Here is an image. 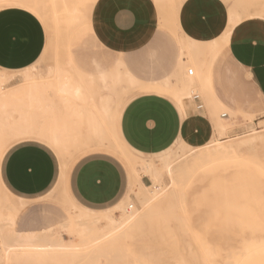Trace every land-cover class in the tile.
Masks as SVG:
<instances>
[{
  "label": "bare ground",
  "instance_id": "bare-ground-1",
  "mask_svg": "<svg viewBox=\"0 0 264 264\" xmlns=\"http://www.w3.org/2000/svg\"><path fill=\"white\" fill-rule=\"evenodd\" d=\"M8 6L22 7L29 10L48 27L52 22L51 20H53L48 14L44 0H0V9ZM220 16V13H217V17ZM78 17L80 18V16ZM241 18L239 12L230 8L226 13V22H218L211 36L207 38L194 34L189 39L186 45L189 53L188 63L193 64L199 77L194 75L196 73L194 68L188 67L187 75L180 77L178 74L179 78H176V83L152 85L153 89H174L184 111L191 119L192 125L187 127L186 139L181 142V137H179L174 143V146L179 145L182 150L190 148L193 144L194 141L189 140V136L195 125L205 121L198 113L188 114V110L193 103L194 94V89L189 91V88L199 83L202 85L201 88L206 96L208 108L212 113L211 119H207V121H211L210 123L213 125L205 126L206 142L194 156L197 157L196 159H200L198 161L199 167H204L210 158H215L218 161L224 159L225 161V158L239 156L238 154L245 150H248V152L254 150L253 154L256 155V147L261 144L264 146V133L232 139L229 135V121L224 116L228 113L224 111L219 113V110L226 109L230 114L235 113V111L224 106L215 96L210 86L211 65L221 51L227 48L230 49L229 46L233 38L264 40V26H260L256 30H252L250 27L242 28ZM84 19L86 18L84 17ZM205 45L206 48H204ZM67 65L68 70L52 68L50 72L54 74V76L52 75L54 80H50L47 75L35 76L33 71L37 69V66L33 64L30 67L18 70L23 71V81H20L21 83L16 82L6 89L3 86L8 80L9 74L7 73L10 70L0 68V153L10 141L20 136L37 135L44 137L52 142L61 154L62 171L65 177L68 164L65 156L77 155L82 157L96 150L108 151L120 158L129 168L131 173L129 193L116 206L104 210L106 211L105 217L109 222L106 230L96 225L97 218L91 217L90 213L97 210L81 207L67 198L70 203V218L56 226L64 228V231L58 235L53 232V228L42 231H17L15 219L20 207L11 200L3 201L0 198V264H76L80 261L83 262L86 258L96 260L102 254L109 260L110 257L118 258V252L125 244V240L133 232L140 229L144 220L148 221L153 218L155 220L157 216L162 215V219L168 223L173 217L179 220H184L186 217L182 212L188 211L186 207L188 199L186 197L187 193L182 191V187L186 183L188 184L193 177V171L195 170V162L192 157L194 149L190 152L191 154H188V156L192 155V158L187 157L178 160V153H173L168 149L165 152L155 154L154 157L141 158L142 161L139 164L134 162L112 130L96 124L95 120H89L85 126V123L81 124L80 117H74V113L81 112L80 109L83 106L90 105L99 118L109 117L110 113L107 110V105L100 106L97 99L104 95H111L108 93L110 90H117L119 88L117 83L122 80L123 76L131 84H134L135 78L127 70L117 68L115 73L111 74L112 87L109 83L108 71L91 75L78 70L72 60H69ZM190 70H192V74H190ZM197 78H200L199 83ZM97 80L98 82H96ZM145 83L142 84L145 86L147 84ZM111 96L113 97V95ZM54 97L60 98L61 101H55ZM81 97L82 99L87 97L91 102H88L89 104L85 101L82 102ZM127 97L120 101L115 99L116 106L121 105ZM15 114H18V116H15ZM246 115L254 116L258 114ZM118 141L125 150L117 144ZM252 156L245 158V161H242L240 168H238L241 172L239 170L237 172L241 173L244 178H248L255 172H258L261 176L264 175L263 161L257 156ZM227 167H230V165ZM141 171L150 177L152 184H146L143 181ZM181 171H183L182 174H180ZM259 175L256 176L260 177ZM249 189L256 190L249 191ZM262 189L263 186L259 182L248 183L245 184L242 194L250 196L251 192L257 193ZM132 193L138 199L140 207L134 208V204L130 203ZM262 201L264 203V199ZM251 205H254L255 208L254 203ZM77 207L79 211H76ZM176 209L182 212L179 214ZM117 212L121 213L117 215ZM244 213L242 215L246 216V212ZM250 218L252 219V216ZM244 219L246 218L244 217ZM65 231L68 233L64 234ZM68 234L77 236L79 239L70 241L66 238ZM262 239L264 240V236ZM254 244V247L247 246V248L258 250L257 239L254 240ZM261 247L263 246L261 245ZM109 260H106V262ZM92 264H96V261H93Z\"/></svg>",
  "mask_w": 264,
  "mask_h": 264
},
{
  "label": "crops",
  "instance_id": "crops-1",
  "mask_svg": "<svg viewBox=\"0 0 264 264\" xmlns=\"http://www.w3.org/2000/svg\"><path fill=\"white\" fill-rule=\"evenodd\" d=\"M66 2L73 7L86 9V24L101 45L115 52L127 53L130 57L146 51L157 39L159 22L156 5L161 15L160 25L167 26L168 19L164 13L167 5L175 27L180 33L177 38L180 57L172 72L175 78H179L178 74L180 77L185 75V66L188 64L186 45L189 39L194 34L211 36L217 23L222 21L217 17V13L222 10L217 6L220 3L218 0H66ZM45 46V27L32 12L16 6L0 9V68L22 70L30 67L42 56ZM229 48L215 57L210 69V86L218 100L236 112L235 97L228 93L221 94L213 87L214 81L221 83L223 79L231 78L223 54L229 63L247 72L257 93L264 97V40L235 37ZM154 60L156 63L148 72L145 71L147 73L145 76L132 68L134 65H128L123 60H119L113 70L107 69L98 61L95 62L94 70H82L72 60L78 70L87 74L97 75L108 71L111 78V74L115 73L117 68H121L135 78L134 84L128 81L129 100L118 107L111 95L97 99L100 106L107 105L109 117L99 118L95 110L92 112L87 110L86 113H82L81 118L87 121L84 125H87L89 120H95L96 124L112 130L127 151L141 156H155L170 149L176 139L182 136L185 125L182 118L183 105L177 98L168 95L170 89L152 88L154 84H173L170 78H166L170 67L173 68V56L161 53ZM245 101L249 105L253 103L249 95L245 96ZM200 103V99L193 98L188 114L198 113L205 116L206 113L202 112ZM263 112L264 104L259 103L258 110L248 111L246 114ZM49 149L55 153L57 159ZM112 155L114 156L111 152L103 150L84 155L86 157L84 163L71 170L67 178L64 197L77 205L97 211L110 209L120 203L129 193L131 173L120 158L117 160L116 155L114 157ZM61 159L56 152V146L37 135L15 138L1 151L0 188L16 196L15 201H11L20 207L15 219L17 231L45 230L63 222L64 215L61 210L45 199L58 182L65 180ZM0 198L3 201L9 200L1 196Z\"/></svg>",
  "mask_w": 264,
  "mask_h": 264
},
{
  "label": "rangeland",
  "instance_id": "rangeland-1",
  "mask_svg": "<svg viewBox=\"0 0 264 264\" xmlns=\"http://www.w3.org/2000/svg\"><path fill=\"white\" fill-rule=\"evenodd\" d=\"M218 1H220V3H218L217 6L222 8L220 12L221 23L226 22V13L232 8V10H236L241 14L242 28L250 27L252 30H256L260 26H264V0ZM44 2L48 9V14L53 20H51L52 22L49 24V27L40 20L46 31V46L42 57L36 62L37 69L33 71L35 76L38 77L41 74L43 76L47 75L50 80H54L52 78L54 74L51 73L50 70H52V68L68 70L67 63L69 60H73L74 64L82 70H94L96 61L101 62L107 69L113 70L118 61L123 60L128 65H134L132 68L137 70L140 75L145 76L147 74L145 71L148 72L149 68L156 63L154 59H156V57L158 58V54L162 53L171 54L173 56V68L170 67L166 78L168 77L173 83H176L177 80L172 76V72L176 68L180 57L177 46V38L180 33L175 27L172 15L170 14V8H168L167 5L166 11L164 9V13H166L168 19L167 26L160 25L161 15L156 5L159 35L146 51L139 55L136 54L134 57H130L127 53L115 52L104 47L95 39L86 24V9L73 7L69 5L66 0H44ZM78 16H80V18ZM84 17L86 19H84ZM206 47L205 45L204 48ZM183 56L184 55H182V57ZM187 56L189 57V53ZM223 58L229 66L231 78H225L221 83L214 81L213 87L221 94L228 93L236 99L235 106L237 111L235 113L230 114L226 109L219 110V113L223 111L228 113L225 117L229 121V135L232 139H239L253 134L264 133V112L254 116L246 115L248 111L255 112L258 110V104H264V97L257 93L246 71L240 70L229 63L224 54ZM188 67L194 68L196 72L194 75L197 76L198 71H196V68L191 63L186 64L185 75H187ZM7 74H9V77L3 86L5 89L16 82L21 83L23 81V71L10 70ZM197 77H199V75ZM197 79L199 83L200 78ZM109 81L113 87V80L109 78ZM96 82H98V80ZM129 85L128 80L123 78L117 83L119 88L117 90H110L108 93L113 95L114 99L118 101L123 100L128 96L130 91ZM201 87L202 85H200V83L198 85L195 84L189 88V91L190 89H194V93L200 96L202 112H205L206 115L200 114L199 116L205 121L196 124L194 130L191 131L189 140L194 142L190 148L182 150L179 145H173V148L171 147L169 149L173 153H178V160L193 157L195 162L193 177L189 180L188 184L186 183L185 186L182 187V191L187 193L186 197L188 200L186 207L188 211L184 213L176 209L177 213L180 214L182 212V214H185V219L179 220L173 217L167 223L162 219L163 216L160 215L155 218L156 222L154 218H149L152 222L150 220H144L140 229L133 232V234L125 240V244H123L118 252V258L110 257L111 259L109 260V258L106 259V256L102 254L96 260H90L88 258L90 263L86 258L83 262L80 261L76 264H84L86 262V264H92L93 261H96V264H112V259L119 260L113 261V264H264V240L262 239L264 236V203H262L264 199V175L261 176L258 172H255L248 178H244L243 175L239 173L241 171L238 169L241 166V162L245 161V158L247 159L252 156L254 150H249V152L245 150L239 153V156L233 158L229 157L231 159L225 158V161L224 159H219L218 161L215 158H210L204 167H199L198 161L200 159L194 157L195 154L199 152L200 147L206 142L207 135L205 126L213 125L210 123L211 121H207V119H211L212 113L208 108L206 96ZM169 92L168 95L170 97L174 96L179 100L174 89H170ZM246 95H249L253 100L251 105L246 103ZM54 99L55 101H61L58 97H54ZM172 99L175 102V99ZM80 100L87 103L91 102L87 97L83 99L81 97ZM127 100H129V97L124 101ZM88 106H83L80 109L81 112H75L74 117L77 116L81 118L82 113H86L87 110L92 112V107H90V105ZM15 116H17V114H15ZM182 118L185 125L181 136V142L186 139L188 125H192L191 119L188 118L185 111ZM86 122L87 121L82 120L81 124H86ZM117 144L121 146V149L123 148V150H125L119 141ZM49 150L52 152L55 159H57L55 153L51 149ZM192 150L194 155L188 156V154H191L190 152H192ZM56 152L61 156L57 149ZM128 153L130 158L138 164L143 158L154 157L153 155L141 156L129 151ZM255 154L256 155L253 154V156H257L264 163V146H262V144L256 147ZM241 155L243 157L245 156L244 159ZM85 158L84 156L80 158L77 155L65 156V160L68 163L65 171V180L64 182H58L51 189L50 194L45 197L47 201H50V204L61 210L64 215L63 222L70 218V203L68 199L64 197L63 192L67 189V178L71 170L78 164L84 163ZM115 158L119 160L118 157L115 156ZM229 165L230 167H227ZM238 170L239 172H237ZM141 172L143 175H146L145 172ZM182 173L183 171L180 172V174ZM143 180L146 184H152L148 175L143 176ZM255 182H259L263 186L261 191L257 193L251 192L250 196L242 194L243 189H245V184ZM2 189L0 188L1 197H5L6 200L15 201L16 196L14 194L9 193L7 190L3 191ZM252 190L255 191L256 189H249V191ZM63 197L65 199L64 202ZM131 197L130 203L134 204V208L140 207V203L134 193L131 194ZM253 203L255 204V208L253 207L254 205H251ZM259 204L261 205L258 206ZM76 211H79L78 207ZM244 212H246V216H244ZM120 213L121 212H117V215ZM242 213H244V215H242ZM90 214L92 218H97L96 225L99 228L107 229L109 222L105 217L106 211L99 209ZM252 214L255 218H253L254 216ZM248 216H252V219ZM244 217L246 219H244ZM58 225L59 224L55 225L53 228V232L56 235L64 231L62 226L56 227ZM41 230L43 229L34 231ZM66 233L68 232L65 231L64 234ZM66 238L70 241L79 239L72 234L66 235ZM255 239L258 241V250L251 249L252 246L254 247L255 245ZM261 245L263 247H261ZM247 246L251 248L248 249ZM106 260L111 262H106Z\"/></svg>",
  "mask_w": 264,
  "mask_h": 264
},
{
  "label": "built area",
  "instance_id": "built-area-1",
  "mask_svg": "<svg viewBox=\"0 0 264 264\" xmlns=\"http://www.w3.org/2000/svg\"><path fill=\"white\" fill-rule=\"evenodd\" d=\"M189 72H190V74H192V70H190ZM193 98H194V99H200V96H199L197 93H194V94H193ZM200 107H202L201 104H200ZM224 116H226V115H224Z\"/></svg>",
  "mask_w": 264,
  "mask_h": 264
}]
</instances>
